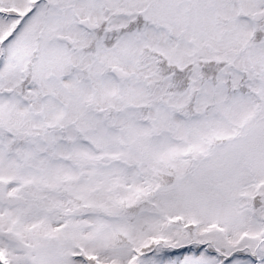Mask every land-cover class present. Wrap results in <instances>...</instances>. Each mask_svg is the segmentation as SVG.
I'll return each instance as SVG.
<instances>
[{
    "label": "snow or ice",
    "instance_id": "6c2138e0",
    "mask_svg": "<svg viewBox=\"0 0 264 264\" xmlns=\"http://www.w3.org/2000/svg\"><path fill=\"white\" fill-rule=\"evenodd\" d=\"M0 264H264V0H0Z\"/></svg>",
    "mask_w": 264,
    "mask_h": 264
}]
</instances>
